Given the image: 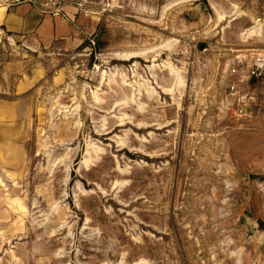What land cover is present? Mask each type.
I'll return each instance as SVG.
<instances>
[{
  "label": "rangeland",
  "instance_id": "1",
  "mask_svg": "<svg viewBox=\"0 0 264 264\" xmlns=\"http://www.w3.org/2000/svg\"><path fill=\"white\" fill-rule=\"evenodd\" d=\"M91 10L74 50L0 27V264H264V0Z\"/></svg>",
  "mask_w": 264,
  "mask_h": 264
},
{
  "label": "crops",
  "instance_id": "2",
  "mask_svg": "<svg viewBox=\"0 0 264 264\" xmlns=\"http://www.w3.org/2000/svg\"><path fill=\"white\" fill-rule=\"evenodd\" d=\"M0 27L12 41L61 42L65 50H74L91 39L97 21L70 5H63L60 14H53L38 0H15L3 7Z\"/></svg>",
  "mask_w": 264,
  "mask_h": 264
},
{
  "label": "built area",
  "instance_id": "3",
  "mask_svg": "<svg viewBox=\"0 0 264 264\" xmlns=\"http://www.w3.org/2000/svg\"><path fill=\"white\" fill-rule=\"evenodd\" d=\"M15 1V0H14ZM42 4H44L49 12L53 14H60L61 7L63 5H70L73 7L78 13L83 14L84 16H89L92 13V4L93 0H38ZM93 44V39H89L87 44ZM231 75H235V77H240L239 72L234 68L230 70ZM264 76V57H256L253 62L250 64L246 71V77H240L236 79L234 82H231L228 86L229 95L232 100H239V96L233 93L236 90L237 84L242 82H247L251 80L253 83H258L261 81ZM235 94V95H234ZM239 104V103H238Z\"/></svg>",
  "mask_w": 264,
  "mask_h": 264
},
{
  "label": "water",
  "instance_id": "4",
  "mask_svg": "<svg viewBox=\"0 0 264 264\" xmlns=\"http://www.w3.org/2000/svg\"><path fill=\"white\" fill-rule=\"evenodd\" d=\"M204 6H205L204 3H201V4H200V8H201L200 12L202 11V8H203ZM255 224L257 225V230H258V232H260V231H263V232H264V223H263V222L256 221Z\"/></svg>",
  "mask_w": 264,
  "mask_h": 264
},
{
  "label": "bare ground",
  "instance_id": "5",
  "mask_svg": "<svg viewBox=\"0 0 264 264\" xmlns=\"http://www.w3.org/2000/svg\"><path fill=\"white\" fill-rule=\"evenodd\" d=\"M252 33V32H251ZM124 58V57H123ZM231 105V104H230Z\"/></svg>",
  "mask_w": 264,
  "mask_h": 264
}]
</instances>
